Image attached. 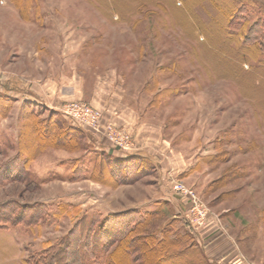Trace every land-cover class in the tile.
Here are the masks:
<instances>
[{
    "label": "rangeland",
    "instance_id": "rangeland-1",
    "mask_svg": "<svg viewBox=\"0 0 264 264\" xmlns=\"http://www.w3.org/2000/svg\"><path fill=\"white\" fill-rule=\"evenodd\" d=\"M205 231L264 264V0H0V264H204Z\"/></svg>",
    "mask_w": 264,
    "mask_h": 264
},
{
    "label": "crops",
    "instance_id": "crops-1",
    "mask_svg": "<svg viewBox=\"0 0 264 264\" xmlns=\"http://www.w3.org/2000/svg\"><path fill=\"white\" fill-rule=\"evenodd\" d=\"M147 154L148 156H156L152 153ZM174 205L178 212H187L188 207L180 203L179 200ZM207 221L209 222L208 225L211 224L212 226L214 225V221L217 222L212 214L208 215ZM206 231L204 233L201 232L196 235L195 243L199 244L202 248L204 264H246L247 261L245 258H243L244 256L241 254L233 237L226 235L220 231L217 237L208 238ZM197 246L198 245H195V247Z\"/></svg>",
    "mask_w": 264,
    "mask_h": 264
},
{
    "label": "built area",
    "instance_id": "built-area-1",
    "mask_svg": "<svg viewBox=\"0 0 264 264\" xmlns=\"http://www.w3.org/2000/svg\"><path fill=\"white\" fill-rule=\"evenodd\" d=\"M59 111L67 114L78 126L90 127L92 129H97L99 126L101 113L93 107H89L85 104L72 103L68 108H59ZM174 190L180 197L183 198V200L185 199L191 203L188 210H190L193 215H196V222L204 224L208 217V210L204 204L198 201L194 190L187 187L182 182H177L174 185ZM185 219L187 220L189 226H192L193 219L190 220L189 217H185Z\"/></svg>",
    "mask_w": 264,
    "mask_h": 264
},
{
    "label": "trees",
    "instance_id": "trees-1",
    "mask_svg": "<svg viewBox=\"0 0 264 264\" xmlns=\"http://www.w3.org/2000/svg\"><path fill=\"white\" fill-rule=\"evenodd\" d=\"M156 212V211H155ZM155 212H153V213H150L149 215H153V214H155ZM3 217L5 218V216L3 215ZM17 218V217H16ZM108 218L109 217H106V218H104V221H102V224H105L106 222H107V220H108ZM141 223H143L142 221H140V220H134V219H132V220H130V222L129 223H127V227H126V229H124L123 230V232L121 233H118V232H116V231H102V232H100L98 235H97V237L99 238V239H101L102 237L104 238V237H106V238H112V237H114V239H116L117 240V237H119V240H117V242H119V246H121V242H122V240L123 239H128V238H130V241L131 240H133L134 242L136 241L135 240V238L136 239H144L143 237H141V235L140 234H138V229L139 228H141ZM101 224V225H102ZM103 232H104V235H103ZM165 232V231H164ZM74 233V232H73ZM113 233V234H112ZM106 234V235H105ZM166 234V235H165ZM154 236V235H153ZM151 237V238H154V237ZM163 239H161L160 240V242H159V244H160V250L161 251H163V247L162 246H165V244H166V241H169V240H167L168 238H170L168 235H167V233H164L163 234ZM169 243H172V242H170L169 241ZM162 244V245H161ZM175 248H176V246H175ZM92 251L93 252H95V249L92 247ZM68 253V251H66V254ZM162 255V254H161ZM67 256H69V257H71V262L70 261H67L66 262V260H65V264H71V263H73V264H83V262H82V260H83V256H79V255H76L73 251L71 252V253H69V254H67ZM177 256L178 255H176V256H172V257H169V258H167V259H160L159 258V256L157 257V260H155V264H164L166 261L165 260H168L167 261V264H178L177 263ZM158 260H159V262H158ZM64 261V260H63ZM62 263H64V262H62Z\"/></svg>",
    "mask_w": 264,
    "mask_h": 264
}]
</instances>
